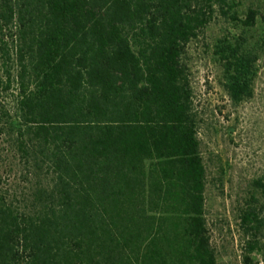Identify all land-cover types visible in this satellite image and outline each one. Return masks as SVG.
Returning a JSON list of instances; mask_svg holds the SVG:
<instances>
[{"label":"trees","instance_id":"1","mask_svg":"<svg viewBox=\"0 0 264 264\" xmlns=\"http://www.w3.org/2000/svg\"><path fill=\"white\" fill-rule=\"evenodd\" d=\"M228 4L0 0V136L14 137L30 183L17 204L0 177V264H167L182 252L216 264L183 57ZM229 48L241 101L253 60Z\"/></svg>","mask_w":264,"mask_h":264},{"label":"rangeland","instance_id":"2","mask_svg":"<svg viewBox=\"0 0 264 264\" xmlns=\"http://www.w3.org/2000/svg\"><path fill=\"white\" fill-rule=\"evenodd\" d=\"M251 10L257 11L252 26L246 23ZM229 47L253 60L252 95L241 101L228 89ZM183 62L204 160L209 248L216 264H264V0L215 6L211 22L189 43ZM6 106L14 113L13 96ZM157 161H148L149 169ZM0 177L15 202L24 204L30 183L14 137L8 135L0 136ZM173 215L177 220L178 214ZM167 264L199 262L182 252Z\"/></svg>","mask_w":264,"mask_h":264}]
</instances>
